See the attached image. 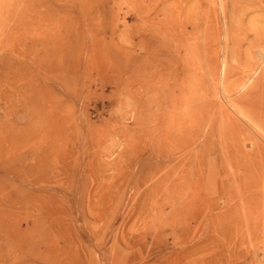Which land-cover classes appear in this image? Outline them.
Here are the masks:
<instances>
[{"label": "rangeland", "instance_id": "obj_1", "mask_svg": "<svg viewBox=\"0 0 264 264\" xmlns=\"http://www.w3.org/2000/svg\"><path fill=\"white\" fill-rule=\"evenodd\" d=\"M1 1L0 264H264V224L253 228L238 203L243 185L264 184L252 167L264 157L258 128L232 101L258 81L264 55L254 70L227 56L219 4L231 0ZM188 5L213 15L219 39L206 50L200 38L188 53L192 34L177 36ZM248 9L245 26L260 14ZM225 79L239 81L235 95ZM201 89L212 100L207 121L184 103ZM223 110L249 132L227 134ZM234 203L241 246L227 218Z\"/></svg>", "mask_w": 264, "mask_h": 264}, {"label": "bare ground", "instance_id": "obj_2", "mask_svg": "<svg viewBox=\"0 0 264 264\" xmlns=\"http://www.w3.org/2000/svg\"><path fill=\"white\" fill-rule=\"evenodd\" d=\"M69 1V0H68ZM219 1H222V0H219ZM240 1H241V3H240ZM46 2V1H45ZM80 4H78V5H74V7H83V5H85V3H84V1L83 0H80ZM88 2L90 3L91 2V0H88ZM195 2L196 3H201L202 2V0H195ZM194 2V3H195ZM216 2V1H215ZM218 2V1H217ZM223 2V1H222ZM227 2H229V1H227ZM47 3V2H46ZM66 3V2H65ZM188 3V2H187ZM3 3H2V1L0 2V15L2 16L3 14H2V10L4 9L3 8V5H2ZM74 4V3H73ZM87 4V3H86ZM226 4V3H225ZM224 3H221V4H219V7H220V5H221V11H222V13H223V15H221V16H223V20H224V23H225V31H226V38L232 43L231 45H232V47H231V49H230V52H228V54H227V56L229 55V59L231 60L232 58H235L236 60H237V62H238V65L240 66V64H241V66H242V64L244 65V68H241V66H240V69H245V70H252L253 68H256L255 67V62H254V55L255 54H258V55H264V0H231V7L230 8H227V7H229L228 5H227V7H226V5H225ZM46 5V4H45ZM66 5V4H65ZM90 5V4H89ZM229 5H230V2H229ZM182 6V5H181ZM180 6V7H181ZM191 6V5H190ZM193 6V5H192ZM47 7H49V6H47ZM134 7V6H133ZM161 7V6H160ZM178 7V6H177ZM188 7H189V5H188ZM187 7V8H188ZM199 7H201L200 5H199ZM28 8V7H27ZM59 8V7H58ZM169 8V7H168ZM249 8V9H248ZM11 8H9V9H5V12H4V15L6 14V13H8L9 12V10H10ZM201 9V8H200ZM217 8L215 7V10H216ZM246 9H248L249 11L250 10H252V13H253V9H255V10H259L260 11V14H255V15H253V16H251V17H249L250 16V14H249V19H247L248 21L246 22V26L243 24V21H244V17L246 16V13H247V11H246ZM32 10V9H31ZM68 10V9H67ZM70 10V9H69ZM162 10H164V9H162ZM196 10V9H195ZM11 11H13V10H11ZM169 11H171V10H169ZM168 11V12H169ZM183 11V8L182 9H180L179 11H177V13H178V19H177V23H178V25H179V29H178V32H177V36H178V38L181 40V39H185L186 37H187V35L189 34V35H191L192 37L191 38H194V42H192V43H186L185 45H186V49H187V51H188V53H194V52H198V44L200 45L201 43H197V42H199V40H200V38H201V40H204L205 41V43L206 44H204V45H207V46H204V49L206 50V48L208 49V47H209V45L212 43V41H214L213 43H214V45H215V40H218L219 38L217 37V33L219 32H217L216 34H215V32L217 31H215L214 32V30H212L214 27H211V22L212 21H209V20H212V19H210V17L212 18V13L210 14V11H208V10H206V9H204L202 12H200L199 10V12H200V14H201V18H200V14H198V13H195V11H194V7H189L188 9H187V11H186V17L185 18H181V16H182V12ZM214 11V10H213ZM228 11H230V12H228ZM259 11H258V13H259ZM16 12V11H15ZM20 12V11H19ZM197 12V11H196ZM212 12V11H211ZM256 12V11H255ZM254 12V13H255ZM28 13V12H27ZM33 13V12H32ZM215 13H217V12H215ZM250 13V12H249ZM251 13V14H252ZM12 14H13V12H12ZM23 15V14H22ZM212 15V16H211ZM25 16V15H24ZM214 16H215V14H214ZM215 17H217V16H215ZM1 18V17H0ZM33 18V17H32ZM14 19H15V17H14ZM18 19V18H17ZM36 19V18H35ZM176 19V18H175ZM199 19L201 20V24L202 25H205L204 27L202 26V28H200V23H199ZM221 19V18H220ZM16 20V19H15ZM26 20V19H25ZM24 20V21H25ZM27 20H29V19H27ZM26 20V21H27ZM166 20H167V17H166ZM255 20H257L258 21V23L259 22H261L260 24H258ZM23 21V22H24ZM30 21V20H29ZM185 21H187V22H189V24H191L192 25V28H193V30L194 31H192L191 32V29H187V28H185V26H184V23L183 22H185ZM214 21V20H213ZM22 22V23H23ZM28 22V21H27ZM34 22V21H33ZM32 22V23H33ZM163 22V21H162ZM175 23V22H174ZM25 24H26V22H25ZM182 27H183V29H182ZM218 27V26H217ZM21 28V27H20ZM47 28V27H46ZM224 28V27H223ZM223 28H222V30H223ZM217 29V28H216ZM219 30V29H218ZM173 34V33H172ZM222 34H223V32H222ZM224 35V34H223ZM223 38V37H222ZM189 39H190V37H189ZM225 40V39H224ZM224 40L222 41V42H224ZM228 40H226V41H228ZM177 41V40H176ZM220 41V40H219ZM191 42V41H190ZM204 43V42H203ZM225 44H228V43H225ZM230 44V43H229ZM203 45V44H202ZM212 45V44H211ZM245 45V46H244ZM143 46V45H142ZM223 46V45H222ZM229 46V45H228ZM184 47V46H183ZM206 47V48H205ZM211 47V46H210ZM226 47H227V45H226ZM199 48H201L200 46H199ZM229 48V47H228ZM228 48H227V51H228ZM153 49V48H152ZM210 49H213V47H211ZM200 50V49H199ZM202 50V49H201ZM214 51H215V49H213ZM212 50V51H213ZM148 51V50H147ZM183 51V50H182ZM177 52V51H176ZM216 53V52H215ZM227 53V52H226ZM225 53V54H226ZM196 54H199V53H196ZM179 55V54H178ZM195 55V54H194ZM242 55L244 56V63L240 60L241 59V57H242ZM185 56V55H184ZM198 56V55H197ZM223 56V55H222ZM227 56H225V57H227ZM187 57V56H186ZM185 57V58H186ZM195 57V56H194ZM177 58V57H176ZM184 58V59H185ZM199 58V57H198ZM197 58V59H198ZM191 59V58H190ZM210 59V58H209ZM214 59H216L215 57H214ZM225 59V58H224ZM242 59H243V57H242ZM158 60V59H157ZM226 60H228V59H226ZM225 60V61H226ZM233 60V59H232ZM168 61V60H167ZM217 61V60H216ZM234 61V60H233ZM189 62V61H188ZM207 62V61H206ZM186 63V62H185ZM196 63H198V62H196ZM207 63H209V65H210V62H207ZM206 63V64H207ZM212 63V62H211ZM231 63H232V61H231ZM190 64V63H189ZM201 64H205V63H200V66H202ZM214 64V63H213ZM228 64H229V62H228ZM189 66V65H188ZM196 66V65H195ZM194 66V67H195ZM206 66H208V65H206ZM211 66V65H210ZM238 66V67H239ZM134 67V66H133ZM191 67V66H190ZM212 67H214V66H211V67H208V68H212ZM226 67H228V65L226 66ZM225 67V68H226ZM234 67H235V65H233V68H232V66H230V69L229 68H227V69H229L228 71L226 70V72H228V74L230 75L231 74V70L232 69H234ZM238 67H237V69H238ZM243 67V66H242ZM200 68V67H199ZM215 68V67H214ZM131 69V68H130ZM194 69V68H193ZM213 69V68H212ZM240 69H238V71L240 70ZM208 70H211V69H208ZM235 70H236V67H235ZM254 70V69H253ZM151 71V70H150ZM215 71V70H214ZM233 71V70H232ZM237 71V72H238ZM243 71V70H242ZM242 71H240L241 72V75H242ZM155 72V71H154ZM204 73L205 72H207V70H205L204 69V71H203ZM212 73H213V70L211 71ZM211 72H210V74H211ZM240 72L237 74L238 76H239V74H240ZM253 72V71H252ZM188 73H190V72H188ZM188 73H187V75H188ZM215 73V72H214ZM251 73V72H250ZM255 73H256V71H255ZM135 74V73H134ZM191 74V73H190ZM189 74V75H190ZM203 74V73H202ZM207 75H208V73H206ZM224 74L226 75V73H225V69H224ZM227 74V75H228ZM235 74V73H234ZM233 74V75H234ZM137 75V74H136ZM136 75H134L133 77H135ZM189 75L187 76L188 77V79H193V77L192 78H189ZM236 75V74H235ZM249 75V74H248ZM149 76V75H148ZM147 76V77H148ZM197 76H199V75H197ZM204 76V75H203ZM212 76V75H211ZM250 76V75H249ZM131 77V76H130ZM133 77H131V79L129 80L130 82H132L133 80H132V78ZM144 77H146V76H144ZM206 77V75L202 78V82L204 83H206V85H204V86H208V84L209 83H207L208 81H207V79L205 78ZM236 77V76H235ZM234 77V78H235ZM252 77V76H251ZM136 78V77H135ZM197 78V77H196ZM196 78H194V79H196ZM208 78V77H207ZM213 78H215V77H213ZM226 78H227V76H226ZM234 78H231V79H234ZM138 79V78H137ZM175 79V78H174ZM185 79V78H184ZM209 79V78H208ZM240 79H242V77L240 76ZM251 79H254L253 77L252 78H250V80ZM132 80V81H131ZM136 80V79H135ZM146 80V79H145ZM197 81L199 80V78L198 79H196ZM236 80V79H235ZM235 80H227V79H225L224 81H223V83H222V87H223V89H225L226 91H228V93H231L232 91H233V93H234V91L235 92H237V89H238V85H239V81H236L235 82ZM238 80V79H237ZM258 81H256V83L254 84V81L251 83L252 85H254L253 87H251V84L250 83H248V84H250V87L251 88H247L248 89V91L246 92V90H245V93H243V92H241L242 93V95L240 96H236L237 98H235V99H233L235 96H233V98H232V101H234L235 100V102L237 103V105L239 106V107H237V110L238 111H240L241 113H243L249 120H250V122H252L258 129H255L257 132L256 133H254V135H252L255 139V143H256V147H257V152H260V154H261V156L262 157H264V67H262V69H261V72H260V74H259V76H258V79H257ZM140 81H141V79H140ZM175 81V80H174ZM173 81V82H174ZM194 81V80H193ZM249 81V80H248ZM147 82V81H146ZM238 82V83H237ZM137 83V82H136ZM145 83V82H144ZM170 83V82H169ZM182 83V85H183V82H181ZM188 83V82H187ZM189 83H190V81H189ZM203 83H201L202 85H203ZM204 83V84H205ZM237 83V84H236ZM133 84V83H132ZM149 84V83H148ZM147 84V85H148ZM191 84V83H190ZM201 84H200V86H201ZM215 84V83H214ZM241 84V83H240ZM170 85V84H169ZM168 85V86H169ZM186 85V84H185ZM194 85V84H193ZM244 85V84H243ZM137 86V85H136ZM139 86V85H138ZM140 86H142V83H141V85ZM188 86H189V84H188ZM192 86V85H191ZM203 86V87H204ZM148 87V90H150L149 89V85L147 86ZM134 88V87H133ZM173 88H174V86H173ZM187 88V87H186ZM195 88H196V86H195ZM240 88H241V85H240ZM138 89H139V87H138ZM138 89H137V92H138ZM169 89H171V88H169ZM183 89V88H182ZM142 90H143V88H142ZM190 90H191V88H190ZM202 90V89H201ZM134 91V90H133ZM192 91V90H191ZM199 91V90H198ZM206 91V90H205ZM209 91H210V89H209ZM132 92V91H131ZM188 92V91H187ZM211 92H213V91H211ZM141 93V92H140ZM240 93V94H241ZM168 94V93H167ZM166 94V95H167ZM177 94V93H176ZM192 94H194L193 93V91H192ZM201 93L199 92V96L198 97H196L193 101L190 99L189 100V98L190 97H188V98H186L187 100L184 102L185 104L187 103V101L188 102H190L191 103V105L189 106V108H188V104L187 105H185V107H186V111L188 112L187 114H188V116H190L191 117V119H193V120H196V119H201V120H203V121H207L208 120V118L209 117H211V114H210V106L212 105L211 104V102L210 101H212V100H208L207 99V93L205 94V93H203V90H202V94L200 95ZM238 94V93H237ZM198 95V94H197ZM226 95H228V94H226ZM233 95V94H232ZM234 95H235V93H234ZM168 96H170V94L169 95H167V97ZM172 96V95H171ZM171 96L169 97V99H171L172 100V98H171ZM184 96V95H183ZM190 96V95H189ZM195 96H196V93H195ZM211 96V95H210ZM181 97H182V95H181ZM186 97V96H185ZM228 97V96H227ZM229 97H230V95H229ZM135 98V97H134ZM176 98V97H175ZM175 98H173V99H175ZM210 98H212V97H210ZM167 99V98H166ZM140 100V99H139ZM171 100H169V101H171ZM180 100H181V98H180ZM230 100V99H229ZM181 101H184V100H181ZM224 101H227L226 99H224ZM231 100H230V102H232ZM172 102V101H171ZM135 103V102H134ZM139 104V103H138ZM215 104V103H214ZM221 104H223V102L221 103ZM226 104V103H225ZM233 106L235 105L234 103H231ZM179 105H181V103L179 102ZM183 105V104H182ZM230 105V104H229ZM222 106V105H221ZM212 107V106H211ZM234 107H236V106H234ZM243 108L247 111V113L246 112H244V110H243ZM224 111V113H223V115H224V117H222L223 118V120L224 121H227L228 123H226V125H227V128L228 129H226V132H227V134H232V135H235L236 133H245V134H247L248 132H249V126L250 125H247L246 123L245 124H243L240 120H238L237 118H235L234 116H232L233 114H232V112H229V111H227V110H223ZM193 114V115H192ZM221 118V119H222ZM211 119V118H210ZM194 122V121H193ZM199 124V123H198ZM197 124V125H198ZM193 125H194V123H193ZM197 125H195V127L197 126ZM251 127V126H250ZM262 136V137H261ZM261 160V159H260ZM261 162V161H260ZM253 168H255V169H264V163H261V164H259V163H257V162H254V164H253V166H252ZM259 171V170H258ZM262 173V172H261ZM261 176V175H260ZM230 196V195H229ZM232 196V195H231ZM239 201H238V203L240 204H243V205H245L247 208H246V213H245V216L247 217V219L250 221L249 223H251L252 222V226H253V228H256V227H254V225H255V222H256V219H261L262 220V224H264V184H261L260 186H256V187H253V188H250V186H248V185H243V187H242V189H241V192L239 193ZM228 198H230V197H228ZM227 198V199H228ZM235 198V197H234ZM230 201H231V199H229ZM233 201V200H232ZM228 203H229V201H228ZM231 203V202H230ZM256 203V206H254V204ZM239 204H236V206H235V203H234V206L229 210V212L227 213L228 214V216H227V218L229 219V220H231V221H234L233 222V225L232 226H234L235 228V230H236V234H237V239H236V243L237 244H239V246H241L240 244H241V242H243V241H245L244 239H246V238H244L245 236H243L242 234H240V220H241V218H243L242 217V215H241V213H240V211L238 210V207H239ZM243 205H241V206H243ZM244 210V209H243ZM244 214V213H243ZM258 217H257V216ZM254 216H256V217H254ZM260 220V221H261ZM244 221V220H243ZM259 221V220H258ZM260 224V223H259ZM258 224V225H259ZM247 226V225H246ZM251 226V227H252ZM262 227H264V226H262ZM259 228H260V226H259ZM259 228H257V229H259ZM242 229V228H241ZM256 229V230H257ZM250 230V229H249ZM248 230V231H249ZM252 230V229H251ZM251 230H250V232H251ZM261 230V229H260ZM242 232H244V231H242ZM259 232V231H258ZM249 233V232H248ZM13 234V233H12ZM244 234V233H243ZM246 234V233H245ZM244 234V235H245ZM247 235V234H246ZM257 235H258V233L257 232H255V230H254V232H253V234H252V239L254 238V239H257L258 237H257ZM262 235V234H261ZM15 236V235H14ZM248 236V235H247ZM250 236V235H249ZM248 236V237H249ZM8 239V238H7ZM14 239L12 238V241H13ZM18 240V239H17ZM247 241H249V240H247ZM47 242V241H46ZM249 243H251V242H249ZM261 246V245H260ZM249 249V248H248ZM240 251V250H239ZM257 251H258V249H257ZM250 253V252H249ZM240 254H242V253H240ZM255 254V253H254ZM256 255V254H255ZM254 255V256H255ZM253 256V257H254ZM245 257V256H244ZM243 257V258H244ZM256 257V256H255ZM242 258V259H243ZM245 259V258H244ZM204 260H206V259H204ZM262 260V259H261ZM70 262V261H69ZM208 263H209V261H208ZM254 264V263H253Z\"/></svg>", "mask_w": 264, "mask_h": 264}]
</instances>
